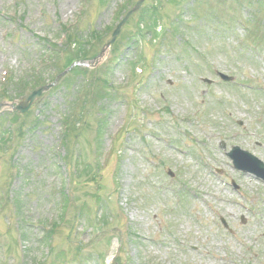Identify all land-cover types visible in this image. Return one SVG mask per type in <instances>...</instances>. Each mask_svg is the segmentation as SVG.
<instances>
[{
  "label": "rangeland",
  "instance_id": "1",
  "mask_svg": "<svg viewBox=\"0 0 264 264\" xmlns=\"http://www.w3.org/2000/svg\"><path fill=\"white\" fill-rule=\"evenodd\" d=\"M125 1L0 0V264H264V183L228 156L264 162V0H147L89 64L107 86L77 93L68 73L23 120L4 117L56 74L43 62L63 33L76 50L98 34L102 53Z\"/></svg>",
  "mask_w": 264,
  "mask_h": 264
},
{
  "label": "water",
  "instance_id": "2",
  "mask_svg": "<svg viewBox=\"0 0 264 264\" xmlns=\"http://www.w3.org/2000/svg\"><path fill=\"white\" fill-rule=\"evenodd\" d=\"M121 28V27H120ZM119 32V31H118ZM117 35V32L115 34V36ZM238 150V149H235V151ZM251 159H254L253 157L249 156ZM259 177L263 178L264 179V176H262L261 174H257Z\"/></svg>",
  "mask_w": 264,
  "mask_h": 264
},
{
  "label": "bare ground",
  "instance_id": "3",
  "mask_svg": "<svg viewBox=\"0 0 264 264\" xmlns=\"http://www.w3.org/2000/svg\"><path fill=\"white\" fill-rule=\"evenodd\" d=\"M67 3H68V6H69V2L67 1Z\"/></svg>",
  "mask_w": 264,
  "mask_h": 264
}]
</instances>
